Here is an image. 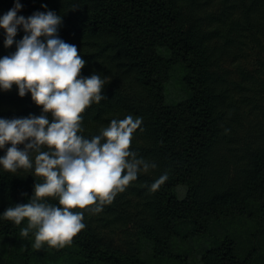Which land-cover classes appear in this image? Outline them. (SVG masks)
Returning <instances> with one entry per match:
<instances>
[{
	"label": "trees",
	"instance_id": "trees-1",
	"mask_svg": "<svg viewBox=\"0 0 264 264\" xmlns=\"http://www.w3.org/2000/svg\"><path fill=\"white\" fill-rule=\"evenodd\" d=\"M15 2L0 0V17ZM18 2L17 16L60 15L59 38L86 61L81 75L95 72L109 82L105 99L82 114L80 134L91 139L112 119L140 117L143 131L133 133L130 150L157 167L141 172L99 214L85 213L86 227L71 245L36 250L32 233L20 236L27 222L15 225L2 213L27 203L42 178L0 166V264H52L61 255L70 264H264V60L254 72L236 66L237 80L225 67L250 44L264 53V0ZM24 34L19 29L14 40ZM3 40L0 29V58L16 51ZM178 64L189 96L168 105L164 84ZM40 113L15 85L0 91V118ZM165 172L168 180L151 192ZM118 226L125 227L122 245L105 238Z\"/></svg>",
	"mask_w": 264,
	"mask_h": 264
},
{
	"label": "clouds",
	"instance_id": "clouds-1",
	"mask_svg": "<svg viewBox=\"0 0 264 264\" xmlns=\"http://www.w3.org/2000/svg\"><path fill=\"white\" fill-rule=\"evenodd\" d=\"M21 7L16 0L0 17L4 47L14 43L16 47L14 53L0 58V91H10L15 85L21 98L31 95L41 113L0 118V150L4 151L0 166L13 174L31 170L42 182L34 183L27 203L9 206L2 216L15 225L27 222L20 236L32 233L34 249L45 245L61 249L86 227L85 213L99 214L141 172L157 165L130 150L133 133L143 131L140 117L129 114L112 119L91 139L80 134L82 114L105 99L107 78L95 72L81 75L86 61L76 45L59 38L60 15L49 10L25 18L17 16ZM19 29L25 34L15 41ZM168 178L163 173L150 191L159 190ZM47 198L56 199L57 204Z\"/></svg>",
	"mask_w": 264,
	"mask_h": 264
},
{
	"label": "rangeland",
	"instance_id": "rangeland-1",
	"mask_svg": "<svg viewBox=\"0 0 264 264\" xmlns=\"http://www.w3.org/2000/svg\"><path fill=\"white\" fill-rule=\"evenodd\" d=\"M160 52L164 54L162 50H160ZM258 58L264 60V53L259 49L258 46L250 44L249 47L246 46L242 50V52L238 53L234 65L232 64V62L229 61L228 63L227 62L225 63V67L231 71L230 76H232L234 79L237 80L239 78L238 74L240 70H238L236 66H239L238 68L240 69L242 67L244 70L248 72L251 71L254 72L256 69L262 67L260 65L261 62L257 60ZM236 63H238V65H236ZM185 75H186V69L182 64H178L173 68L169 80L164 84L165 104L174 105L186 99L189 96V92L182 86L183 77ZM245 126L246 127L248 126L249 128L250 126L252 127L254 125L252 124V122L248 123L246 120ZM126 191H128V189H126ZM177 192L180 197H183L185 195L186 190L184 187H178ZM125 210L131 211L129 208H125ZM127 225H129V229L132 232L133 240H136L135 238L138 232L137 228L133 227L134 225L131 226V224L129 223ZM124 230L125 227H123L122 229L121 226H118L117 228L112 229L113 232L111 230L108 231L104 230L103 232L106 231V236H105L106 241H109L112 238L114 245H122L123 244L122 242L125 240ZM52 264H70V262L67 260L66 256L61 255L56 257L54 263L52 262Z\"/></svg>",
	"mask_w": 264,
	"mask_h": 264
}]
</instances>
